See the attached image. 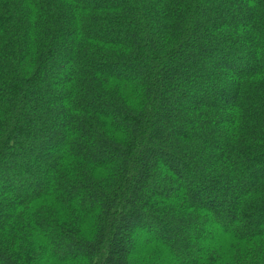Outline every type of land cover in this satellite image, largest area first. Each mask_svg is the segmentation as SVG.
Wrapping results in <instances>:
<instances>
[{"label": "trees", "instance_id": "16d2710c", "mask_svg": "<svg viewBox=\"0 0 264 264\" xmlns=\"http://www.w3.org/2000/svg\"><path fill=\"white\" fill-rule=\"evenodd\" d=\"M0 204V264H264V0H0Z\"/></svg>", "mask_w": 264, "mask_h": 264}, {"label": "rangeland", "instance_id": "374dc122", "mask_svg": "<svg viewBox=\"0 0 264 264\" xmlns=\"http://www.w3.org/2000/svg\"><path fill=\"white\" fill-rule=\"evenodd\" d=\"M25 144V147H27V146H30V144H29V142H26V143H24ZM28 153H24V154H22V156L20 155V158H18L19 160H21V161H26V159H27V157H28ZM35 167H37L36 165H35ZM45 174V171L42 173V175H44ZM12 176L14 177V184H15V186L16 187H18L19 185H21V182L23 181V180H27V176L25 175V174H21V178H17V176L15 175V174H12ZM40 176H41V174H40ZM22 190H23V188H22ZM26 192H28V190H23V192H22V195L23 194H25ZM3 206H4V204H3ZM3 206L0 204V217H2L4 214V208H3ZM213 221L215 222V223H217L218 222V224L220 223H223L224 222V220L222 219V220H219V219H213ZM204 223H206V218H204L203 219V221L201 222V224H204ZM195 228H197V229H200L201 228V226H197V227H195ZM195 228L192 230V235H193V231H195ZM184 231H186L185 229H184ZM176 246V245H175ZM192 251H194V248H193V246H190L189 247V250L188 251H183L182 249H180V247H178V246H176V252L178 253V254H181L182 255V262L183 261H185V260H187L188 259V257H189V255H190V253L192 252ZM57 256H61L62 254H60V253H57L56 254ZM135 262H138L137 260H135Z\"/></svg>", "mask_w": 264, "mask_h": 264}]
</instances>
